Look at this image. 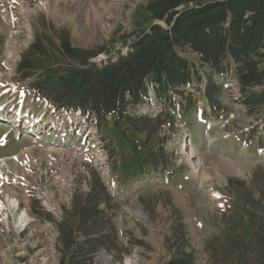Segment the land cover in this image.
I'll return each mask as SVG.
<instances>
[{"label": "rangeland", "instance_id": "1", "mask_svg": "<svg viewBox=\"0 0 264 264\" xmlns=\"http://www.w3.org/2000/svg\"><path fill=\"white\" fill-rule=\"evenodd\" d=\"M149 1L0 0V108L4 107L5 114L10 104L23 108L22 113L47 110L26 89L37 74L21 81L18 73V65L33 44L42 41L44 46L54 47L58 35L66 34L74 48L103 46L110 52L121 47V36L130 32L135 10ZM12 17L17 19L14 24L7 20ZM228 86L231 90L222 97L224 120H217L212 107L198 94L195 111L187 120L177 117L173 125L164 127L141 123L153 138L146 133L124 138L112 121L101 124L99 132L112 159L111 180L118 186L121 183L123 192L113 193L91 163L60 151L50 160L47 154L51 151H43L30 140L18 141L14 131L1 127L0 159L29 149L26 155L21 154L19 164L28 160L36 163L22 168L11 161L9 168L18 174L24 172L22 177L27 181L33 180L38 169L43 170L49 179L47 189L56 194V206L53 214L33 210L36 215L32 213V217L39 222L26 233H0V264H60L59 226L67 213L73 214L77 200L89 196L95 201L89 200L92 204L88 203L86 210H92L95 203H100L99 211L109 209L104 224L91 231L90 236L99 238L91 253L93 264H169L178 252L193 254L195 264H224L226 256L234 261L244 257L237 247L240 225L229 217H236L235 197L250 200L255 208L264 210V152L244 142L243 135L259 121L241 105L235 83ZM203 112L209 117L205 123L198 119ZM137 114L154 120L161 108L150 103ZM62 124L59 129H65ZM148 156L158 159L159 168L143 164L147 170L134 171L135 160ZM190 161L201 165L202 179L192 176ZM93 172L105 186V194L92 192ZM68 184L70 190L66 189ZM20 205L24 209L21 201ZM224 214H228L226 219ZM104 257L111 261L105 262Z\"/></svg>", "mask_w": 264, "mask_h": 264}, {"label": "trees", "instance_id": "2", "mask_svg": "<svg viewBox=\"0 0 264 264\" xmlns=\"http://www.w3.org/2000/svg\"><path fill=\"white\" fill-rule=\"evenodd\" d=\"M121 38V47L110 52L103 46L74 48L66 34L58 35L54 47L38 41L18 65L20 80L37 74L29 85L37 99L56 109L95 115L100 126L110 120L124 138L140 133L153 138L141 128L144 122L164 127L177 116L187 120L198 94L220 119L226 112L222 97L234 82L241 105L259 121L243 137L264 149V0H152L135 10L130 32ZM101 55L105 59L95 62ZM152 98L161 114L154 120L136 114ZM156 160H135L134 171L141 172L143 164L155 168ZM92 180V192L105 194L96 173ZM234 199L236 217L229 218L240 225L237 247L245 256L236 261L226 256L223 263L264 264V210L250 200ZM89 200L95 201L79 198L59 226L60 264H93L99 238L91 231L104 224L109 209L99 211L95 203L94 211L86 210ZM195 261L193 254L178 252L169 264Z\"/></svg>", "mask_w": 264, "mask_h": 264}, {"label": "bare ground", "instance_id": "3", "mask_svg": "<svg viewBox=\"0 0 264 264\" xmlns=\"http://www.w3.org/2000/svg\"><path fill=\"white\" fill-rule=\"evenodd\" d=\"M15 35V34H14ZM13 35V36H14ZM63 123V124H62ZM65 123L71 124L70 118H65L64 116H55V120L50 122L48 124L49 130L52 131V134L57 136L58 139L62 138V133H66V127L65 129H59L58 125H65ZM80 125L82 127L79 135L80 137L83 136L84 139V145L79 146L76 142L66 145H61L58 147L55 152H61L65 154L72 155L76 151H79V153L86 158V160L93 164V166L99 170L102 176H107L108 173V166H109V160L108 155L105 152L103 145L101 141L98 138L97 130H96V123L92 120H82L80 122ZM54 130V131H53ZM79 154V155H80ZM50 160H54L52 151L47 154ZM52 156V157H51ZM190 163L193 165V174L192 176L196 177L197 179H202V173L200 170V164L199 167H197L195 164H193L191 161ZM191 165V166H192ZM203 172V171H202ZM205 176V175H204ZM46 186H49V179L47 178L46 173L38 169L36 173L34 174L32 181H27L23 177L19 178V182L17 183L16 188L20 191V199L21 197L24 199H35L43 203V205L49 209H52L51 211H55V202L54 199L56 198V194L50 193V189H47ZM72 188L71 185H67V190ZM74 189L71 190L69 193V201L71 200L73 196ZM6 199L4 203V209H3V215H5L6 222H10V225H12V231L16 234H23L28 232V229L30 228L31 224L34 222V220H30L27 215L26 211H22L20 209V203L19 202H10L9 198L11 196L10 193H6ZM17 200V199H16ZM36 222V221H35ZM103 260L107 263L111 261L110 258H103ZM126 264H133L132 262L128 261Z\"/></svg>", "mask_w": 264, "mask_h": 264}]
</instances>
